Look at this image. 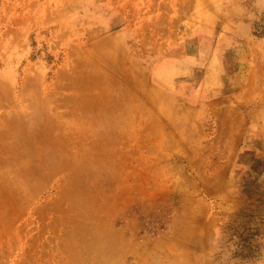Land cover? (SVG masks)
I'll list each match as a JSON object with an SVG mask.
<instances>
[{"label": "rangeland", "instance_id": "374dc122", "mask_svg": "<svg viewBox=\"0 0 264 264\" xmlns=\"http://www.w3.org/2000/svg\"><path fill=\"white\" fill-rule=\"evenodd\" d=\"M198 32L229 97L152 90ZM0 264H264V0H0Z\"/></svg>", "mask_w": 264, "mask_h": 264}, {"label": "crops", "instance_id": "0c3cea01", "mask_svg": "<svg viewBox=\"0 0 264 264\" xmlns=\"http://www.w3.org/2000/svg\"><path fill=\"white\" fill-rule=\"evenodd\" d=\"M242 67L243 49L232 37L198 32L159 51L148 64L149 86L176 101H224L237 85L236 68Z\"/></svg>", "mask_w": 264, "mask_h": 264}, {"label": "bare ground", "instance_id": "6f19581e", "mask_svg": "<svg viewBox=\"0 0 264 264\" xmlns=\"http://www.w3.org/2000/svg\"><path fill=\"white\" fill-rule=\"evenodd\" d=\"M119 105V104H118ZM121 106V105H120ZM121 109V108H120ZM125 111V110H124ZM127 112V111H126ZM124 113V112H123ZM125 115V114H124ZM126 116H127V114H126ZM10 175V174H9ZM8 189V188H7ZM11 196V195H10ZM8 197V196H7ZM12 197V196H11Z\"/></svg>", "mask_w": 264, "mask_h": 264}]
</instances>
